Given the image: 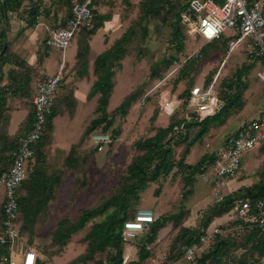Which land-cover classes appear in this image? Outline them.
<instances>
[{"label":"trees","instance_id":"trees-1","mask_svg":"<svg viewBox=\"0 0 264 264\" xmlns=\"http://www.w3.org/2000/svg\"><path fill=\"white\" fill-rule=\"evenodd\" d=\"M52 1H58L54 2L59 4V8H55L56 10L60 8L66 10V17L64 19L57 20L53 24L51 23V28L56 29L59 26L65 25L67 19L72 16V2L71 0ZM216 1L222 3L224 0ZM125 3L129 6L132 4L130 0H126ZM189 3L190 0H188L186 5L181 6L179 10L175 11L176 23L174 24L172 34H174L173 36L178 41L177 50L179 52L184 50V41L181 35H183V27L185 28V25L181 20V14L189 6ZM175 4L174 0H140V16L137 24L146 29L142 25V21L149 17L159 16L163 9H167V12L174 10ZM22 5L23 0H0V147L5 152H10L8 156H4V153L0 151V159L6 164L5 168L0 169V175L8 170L12 160V153L17 149L21 138L15 139L8 132L10 120L8 112L12 108V100L18 99L22 106L24 105L29 108L27 118L29 129L34 121L33 98L38 83L35 79L36 75L34 69L10 48L8 41L12 14L19 11ZM102 7L100 0L94 1L93 25L91 27L80 28L73 38V41H76L78 44L76 66L77 72L81 76L88 73L91 39L104 26L105 22L112 20L114 16V13L102 11ZM40 8V4L34 3L30 8L23 9L28 14V26H33L37 22L38 16L42 14ZM52 8V5L51 8L45 7L44 11L51 12L54 10ZM134 33V25L129 26L110 46L97 56L93 66L97 80L88 95L89 98L98 96L94 115L88 121L78 143L72 145L61 171L50 173L46 166V153L44 150L50 144V136L55 129L54 120L65 110L69 111L70 115H72L76 103L75 100L72 102V99L69 102H65L69 99V96H65L66 92L63 91V89H67V87L63 86L66 77L65 74L63 75V84L55 97L52 112L47 117L43 135L35 146V156L29 163L28 177L18 190L20 211L18 227L21 239H19L17 248L21 252L30 249L35 250L37 253L36 264H42L40 253L35 247L27 246L28 243L25 245L23 240L26 235L31 236V238L33 237L37 223L46 214L49 203L54 198L56 187L62 183L63 175L61 172L67 167V170L77 174L79 164L82 161V158L77 153V149L84 144L91 133L99 130L101 132H108L112 141L120 136L123 131L122 126H115L114 115L120 114L123 117L126 116L130 107L139 97L137 91H134L114 109V115H111L109 105L115 87V75L118 69L122 68V60L128 53V46ZM248 41L254 40L250 38ZM207 47V45L204 46L201 52H206ZM261 57L264 61L263 54ZM175 60H177V57L174 56L170 60L163 59L162 62L164 67L167 68ZM195 60V58L188 59L182 72L185 73V70L190 68ZM157 66H159V63ZM157 66L152 67L153 74H159L156 70ZM242 74V70H238L235 78L224 79L219 85L222 88L221 90H219V86H216L219 98L224 102V105L213 116L199 120L193 115L192 118L188 117L191 120L189 122L186 118L180 119L176 117L175 110L166 125L156 124L159 112L150 118L154 128L153 134L134 142L133 146L137 154L132 158L126 172L120 177L119 184L112 193L102 197L96 204L82 209L76 220L69 217L60 219L52 231V244L62 249L68 244L73 235L83 230L93 221L84 237V241L87 242L85 252L73 259L69 264H78L79 262L86 264L89 261H93L98 253L103 252H108L109 257L99 259L95 264L128 263V260L124 261V225L126 221L136 217L138 212L136 211L137 206L142 200L141 194L150 184V181H157L160 177H167L179 171L184 180L185 191L183 192V196L194 193L196 181L215 162L218 149L221 145L215 150L203 154L195 163L187 162L186 156L194 142L201 140L212 126L222 127L233 111L243 107L242 93L246 86L241 80ZM214 78L215 76L209 77L205 83L198 85L207 87L212 83ZM191 128H197L196 134L190 139L191 143L186 144L185 150L179 160L173 158L174 147L179 145L176 135L181 129L189 131ZM229 136L230 134L224 139V142ZM184 138V140H188V135ZM174 141L175 144L173 143ZM261 149L264 150V144L261 146ZM32 164L34 165L30 170ZM247 197L251 198L252 201L264 200V178L253 182L252 185H243L237 191L226 194L220 201L210 204L203 218L199 221L198 227L192 228L182 225L183 210L156 217L155 221L151 223L149 231L145 232L143 243L138 249V259L132 260L128 264H142L151 256V251L147 246L157 240L160 230L170 221L180 228L177 235L178 243H181L183 247L200 245L201 235L205 234L212 222L217 218L232 213L237 199ZM4 202L5 198L3 199L2 196L0 233L3 231ZM226 228L231 229V233L228 235L217 233L207 251H203L201 254H197L199 251L196 252L197 264H259L264 258V227H250V225L244 223L235 215V219L229 221ZM7 246L0 245V264H6L3 259L5 256H9V246ZM240 250H242L240 254L236 253ZM182 253L185 254V251L182 250L180 254Z\"/></svg>","mask_w":264,"mask_h":264},{"label":"rangeland","instance_id":"rangeland-1","mask_svg":"<svg viewBox=\"0 0 264 264\" xmlns=\"http://www.w3.org/2000/svg\"><path fill=\"white\" fill-rule=\"evenodd\" d=\"M125 1L100 0L105 12L120 16L122 22L117 26L118 29L124 31L131 25L135 27V33L128 46V53L122 60V68L118 69L115 75V88L109 105L111 115H114V109L134 91H137L139 97L130 107L126 116L114 115L115 126H122L123 131L120 136L106 145L104 149L99 150L98 146L92 141L93 132L87 137L84 144L79 146L77 153L82 161L79 164L77 174L70 170L66 171L65 180L60 186L56 187L54 198L49 203L46 214L37 223L33 237L25 236L24 244L28 243L27 246L37 249L42 264H69L85 252L87 242L84 241V237L93 221L83 230L73 235L68 244L62 249L52 244V231L60 219L69 217L76 220L82 209L96 204L102 197L112 193L119 184L120 177L126 172L132 158L137 154L133 146L134 142L153 134L154 128L150 118L159 112V115H161L157 120V125H161L162 122L166 125L169 122L172 115H168L164 111L163 106L166 102H172L176 106V117L189 120L188 117L192 118L194 114L193 108L188 106V101L191 89L196 83L203 84L209 77L217 75L216 86L218 87L224 79L235 78L236 72L242 70L241 80L246 86L242 93L243 107L233 111L227 118L225 125L222 127L212 126L201 140L194 142L186 156V161L189 163H195L203 154L223 145L228 134L232 135L243 122L264 116V79L259 75L264 70V61L261 57V50L254 41L239 43L230 52L229 43L234 38L229 33L224 34L214 42L208 43L199 36L190 35L183 27L181 38L184 41V50L179 52L177 50L178 41L172 34L176 23L175 11L186 5L188 0H174L176 3L174 10L167 12V9H163L159 16L149 17L142 21V25L146 29L137 24L140 16V0H130L132 2L130 6ZM123 22L125 23L122 24ZM111 36L115 37L114 35ZM206 45L208 46L206 52H201V49ZM73 46L75 47L71 48ZM102 46L103 42H101L99 36L93 42V53L98 54ZM75 48V42L72 40L66 50L68 51L67 61L70 59V49L76 51ZM57 51L59 53L56 58L61 59L62 51L59 49ZM174 56L177 57V60L165 68L162 60H170ZM190 58L196 60L183 73L182 69H184L187 60ZM158 63L159 66H157ZM154 66H157L156 70L159 74H153L152 67ZM41 79L42 77L38 78L37 82ZM221 89V86H219V90ZM238 90L240 91V89ZM85 113L87 111L81 109L75 122L66 129L62 126V119L57 121L58 131H53L48 145L50 147L47 146L44 150L48 172H60V167H64V162L57 159L62 155L53 145L55 138L60 134L63 138L59 143L61 146L66 142H75L80 130L79 125L83 122ZM166 117H168V120ZM196 131L197 128H191L189 131H186V129L179 131L176 135L179 145L174 147L173 158L180 159L186 144L191 143L190 139L196 134ZM96 132H100V130ZM187 135L188 140H184ZM173 143L175 144V141ZM0 151L4 153V156L10 154L1 147ZM33 165H31L30 170ZM5 166L6 164L0 159V169L5 168ZM61 173L63 175V172ZM263 178L264 152L246 157L243 160L241 170L236 177L228 182L222 194L235 190L243 183L241 180L246 179V183L253 184V182ZM195 186L194 193L183 196L185 191L184 180L179 171L167 177H160L157 181H150V184L141 194L142 200L136 211L142 208H150L154 211L156 217H159L163 214L169 215L183 210L182 225L192 228L198 227L207 207L216 202L221 193L215 195L213 187L202 176L198 178ZM203 195L205 197L201 198ZM2 196L4 199V185L0 187V208ZM233 219H235L234 212L226 214L222 220L215 223L213 221L203 234L209 235L210 239L203 244L202 250H199L197 254L208 250L212 239L216 237L217 233L223 235L231 233V229L226 228V226ZM179 229L171 221L168 222L160 230L157 240L147 246L151 251V256L142 264H197L196 256L188 259L186 256L187 247H183L181 243H178ZM217 230L218 232H216ZM144 235L145 232L134 236H125L124 255L128 257V263L138 259V249L143 243ZM182 250L185 251V254H180ZM241 251L236 253L240 254ZM108 257V252L98 253L93 261L86 264H95L97 260ZM78 264L83 263L79 262ZM259 264H264V258Z\"/></svg>","mask_w":264,"mask_h":264},{"label":"built area","instance_id":"built-area-1","mask_svg":"<svg viewBox=\"0 0 264 264\" xmlns=\"http://www.w3.org/2000/svg\"><path fill=\"white\" fill-rule=\"evenodd\" d=\"M95 0H71L72 16L65 25L49 29V36L44 44L48 49H59L65 54L77 31L82 27H91L94 22L93 3ZM181 20L187 32L199 36L210 43L229 33L230 52L250 38L259 46L264 55V0H190L189 6L182 11ZM65 63L61 62L54 74H48L38 81L33 98L34 121L31 128L21 136L18 147L12 153V160L7 171L0 175V185L5 187L3 231L0 233V245L9 246L6 264H36L37 253L30 249L18 250L20 238L18 227L19 202L18 190L29 174V163L35 156V146L41 139L48 115L52 112L55 97L63 84ZM264 79V70L259 73ZM216 75L210 85H194L191 89L189 107L194 116L203 120L215 115L224 105L216 89ZM164 111L173 115L176 106L166 102ZM191 118V117H189ZM93 142L99 150L112 142L109 133L94 132ZM264 144V116L243 122L218 149L215 162L202 173V178L212 187L220 201L226 193L228 182L236 177L243 165L245 155ZM236 188L233 191H237ZM232 191V192H233ZM234 214L250 227H264V200L252 201L251 198H239L233 207ZM156 219L150 208L139 209L136 217L124 225V236H134L146 232ZM218 232V230L216 231ZM202 235L201 244L186 248V256L192 258L210 239ZM128 257H125L127 260Z\"/></svg>","mask_w":264,"mask_h":264},{"label":"crops","instance_id":"crops-1","mask_svg":"<svg viewBox=\"0 0 264 264\" xmlns=\"http://www.w3.org/2000/svg\"><path fill=\"white\" fill-rule=\"evenodd\" d=\"M54 2L58 1H52V0H23L22 8L17 11L13 12L12 18L10 20V31L8 33V41L10 48L15 51L19 56H21L33 69L35 72V79L38 80L40 77H45L48 74H54L58 71L59 65L62 61L65 63V80L63 86L67 87V89H63L64 92H66L65 96H69V99H67L65 102L71 101L70 99L75 100V108H73V114L70 115L69 111L65 110V112L60 113L54 120L55 122V130L57 129V121L59 119H62V126L66 129V127L70 126L75 122L77 116L81 112V109L86 110L87 113H85V117L83 118V122L81 123L78 138L75 142H66L62 146L59 145V143L62 141V137L60 134L55 138V141L53 142V145H55V148H57V151L62 155V157H58V160H62V162L65 161L66 156L69 154V151L73 144L79 140L83 134V129L86 128L85 125H87L88 121L93 117L94 111L96 109L97 105V95L93 98H89L88 95L91 91V88L95 81L97 80V76L94 73V62L97 58V56L103 52L108 46H110L116 38L120 36V34L123 32L122 29H118V25L121 24V18L118 17L117 14H114L113 19L110 21L105 22L104 26L101 27L96 34L93 36V38L90 41L91 44V53L89 56V67H88V73L84 76H81L77 72V48L78 44L76 41V51L73 49H70L69 55L70 59L66 60V55L68 51L65 52L63 55L62 53V61L61 59H57L56 55L59 53V51L54 49H48L45 47L44 40L48 35L49 29H52L51 23H55L57 20L64 19L66 17V10L64 8H59V4H56ZM34 3L40 4V14L37 18V22L33 26H28V14L23 11V9H28L31 6H33ZM51 12L44 11L45 7L51 8ZM102 11H104V7L101 8ZM123 22L122 24H124ZM114 35L115 37L111 36ZM100 36L101 42H103V46L101 51L96 54L93 53V42L96 38ZM75 46L71 47L74 48ZM73 53V57H72ZM64 87V88H65ZM115 88V87H114ZM114 92V90H113ZM64 102V103H65ZM12 108L9 110L8 114L10 117L9 120V135L15 139H19L24 133L29 129L27 126V118H28V112L29 108L25 107L24 105L20 104V100L14 99L11 102ZM72 106V104H71ZM68 107V106H67ZM70 110V108H68ZM161 115V114H160ZM159 115V117H160ZM168 120V117H166ZM159 119V118H158ZM166 120V122H167ZM157 124V122H156ZM161 125H165L163 122ZM61 146V147H60ZM50 147V146H48ZM258 151V152H257ZM264 150L259 148H255L252 151H250L245 157L248 156H255L257 153H262ZM52 157V156H51ZM52 159V158H51ZM243 159V160H244ZM63 166L60 167L62 169ZM66 171L67 167L63 169V176H62V182L65 180L66 177ZM70 173V172H69ZM243 183H241L237 188L241 187L242 184L245 185H252L246 183L245 180H241ZM214 193V192H213ZM227 193V192H226ZM230 193V192H229ZM3 194V193H2ZM228 194V193H227ZM209 196V194H207ZM205 197L204 195L201 196ZM218 201V199H217ZM216 201V202H217ZM226 215L217 218L215 222L218 220H222Z\"/></svg>","mask_w":264,"mask_h":264},{"label":"bare ground","instance_id":"bare-ground-1","mask_svg":"<svg viewBox=\"0 0 264 264\" xmlns=\"http://www.w3.org/2000/svg\"><path fill=\"white\" fill-rule=\"evenodd\" d=\"M20 212V211H19ZM149 231V230H148ZM19 239H21V238H19ZM8 247V246H7ZM9 248V247H8Z\"/></svg>","mask_w":264,"mask_h":264}]
</instances>
